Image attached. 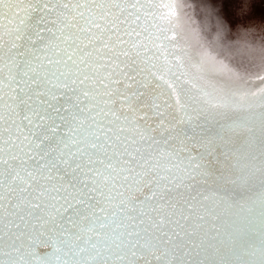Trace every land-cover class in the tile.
<instances>
[{"label": "snow or ice", "instance_id": "1", "mask_svg": "<svg viewBox=\"0 0 264 264\" xmlns=\"http://www.w3.org/2000/svg\"><path fill=\"white\" fill-rule=\"evenodd\" d=\"M198 8L264 37V0ZM182 9L0 0V264H264V45Z\"/></svg>", "mask_w": 264, "mask_h": 264}, {"label": "water", "instance_id": "2", "mask_svg": "<svg viewBox=\"0 0 264 264\" xmlns=\"http://www.w3.org/2000/svg\"><path fill=\"white\" fill-rule=\"evenodd\" d=\"M183 4L181 12L183 22L186 28V34L191 40H195L191 30L196 29L201 40L203 50L211 55L229 54L234 64L241 63V57L248 55V49L255 47L259 50L264 45V37L253 35L251 31L245 32L242 25L232 27L227 24L223 39H221L215 31L212 30V24L201 15L198 8V0H180ZM201 50L200 48L196 49ZM253 87L257 86L254 82Z\"/></svg>", "mask_w": 264, "mask_h": 264}]
</instances>
